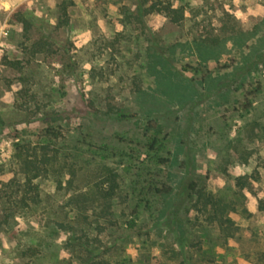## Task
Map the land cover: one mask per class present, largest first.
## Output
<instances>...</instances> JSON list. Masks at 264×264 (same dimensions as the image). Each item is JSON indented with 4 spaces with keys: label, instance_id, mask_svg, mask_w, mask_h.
Masks as SVG:
<instances>
[{
    "label": "rangeland",
    "instance_id": "1",
    "mask_svg": "<svg viewBox=\"0 0 264 264\" xmlns=\"http://www.w3.org/2000/svg\"><path fill=\"white\" fill-rule=\"evenodd\" d=\"M173 3L180 24L142 0L0 6V264H264V0ZM154 138L178 164L149 165ZM34 152L54 162L23 208ZM101 165L120 175L111 202ZM193 183L231 223L196 210Z\"/></svg>",
    "mask_w": 264,
    "mask_h": 264
},
{
    "label": "trees",
    "instance_id": "2",
    "mask_svg": "<svg viewBox=\"0 0 264 264\" xmlns=\"http://www.w3.org/2000/svg\"><path fill=\"white\" fill-rule=\"evenodd\" d=\"M146 8L144 13L146 15L152 13H160L165 17L169 18L171 22L180 24L185 17L184 9L176 7L173 3V0H142V6ZM62 12L64 18L61 20L60 25H68L69 19L67 16V4L62 5ZM252 104L249 102L246 106V109H250ZM149 129H155L154 127H149ZM48 133L57 136V132L54 130H48ZM43 150L46 149L44 146ZM165 147L160 143L157 138L152 139L150 144H148V153L151 155L149 165H156L157 167L169 168L172 165L178 164L176 156L168 152L167 156H163ZM42 158L36 154V152L31 155L25 156L22 155V173L24 174V187L22 191V196L16 198L20 201L22 207L26 208L30 206V202L37 203L39 201V188L34 184V181L42 176H47L51 173L50 165L54 162V158L47 153ZM182 164V163H181ZM100 175L98 176V181L94 186V196H98L103 201L111 202L114 200L119 191H120V175L112 167L108 165H101L99 168ZM61 173V172H60ZM241 181V179H239ZM144 190H147V194L151 193L153 195L164 196L167 199H170L173 196V189L171 186L162 182L161 180H148L145 179ZM240 183V182H239ZM57 184L59 187H62V180L57 179ZM242 187L244 184H241ZM189 191L191 192L194 200V207L196 210L206 216V220L212 224H220L221 227L225 223H231V220L227 218L229 214V205L223 202L221 199H218L211 192L207 191L204 188H198L196 183L189 185ZM31 193V194H30ZM32 193H34L32 195ZM146 194V195H147ZM145 195V196H146ZM13 198V195L11 196ZM78 197L88 198V193L80 194ZM16 201V200H15ZM14 202V200H13ZM15 203V202H14ZM260 209L264 211V202H261ZM137 212H135L136 214ZM137 222L132 220L128 222V228H135Z\"/></svg>",
    "mask_w": 264,
    "mask_h": 264
},
{
    "label": "clouds",
    "instance_id": "3",
    "mask_svg": "<svg viewBox=\"0 0 264 264\" xmlns=\"http://www.w3.org/2000/svg\"><path fill=\"white\" fill-rule=\"evenodd\" d=\"M0 6L7 7V0H0Z\"/></svg>",
    "mask_w": 264,
    "mask_h": 264
}]
</instances>
